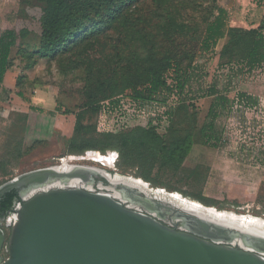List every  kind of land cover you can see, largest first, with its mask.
Masks as SVG:
<instances>
[{
  "label": "trees",
  "instance_id": "1",
  "mask_svg": "<svg viewBox=\"0 0 264 264\" xmlns=\"http://www.w3.org/2000/svg\"><path fill=\"white\" fill-rule=\"evenodd\" d=\"M44 5L40 45L30 56L53 59L69 68L83 69L85 86L81 91L82 113L73 114L74 131L69 138L71 154L87 151L119 153L117 167L123 174L133 173L154 187L170 192L179 189L166 183L165 176L178 173L194 145L198 126L196 112L182 102L165 112L168 126L160 130L162 116L146 125H132V118L150 115L167 102L164 96H176L186 87V71L201 50H215L226 40L220 53L219 68L234 70L236 65L252 72L264 65V17L258 27L226 25V11L217 0H38ZM194 12L201 13L194 19ZM27 33L24 32V35ZM17 31L0 34V100L7 72L12 67L11 52L17 42ZM109 47V50L107 48ZM63 65V64H62ZM173 72L175 79L169 82ZM127 93L133 109L122 112L116 122L125 129L107 131L88 137L84 125L87 110L100 112L105 103H116ZM19 96L24 99L22 93ZM239 102L246 106L259 104L258 98L241 92ZM204 97L214 100L206 122L200 128L201 144L219 148L222 132L218 121L230 114L236 99L219 87L218 81ZM164 104V105H163ZM31 110L46 113L34 106ZM57 112H62L61 104ZM54 117L55 112L48 113ZM164 114V115H165ZM21 141L27 132L28 112H16ZM178 123L176 122V120ZM114 123V125L116 124ZM125 124V125H124ZM0 159V171L9 174ZM191 172H195V169ZM15 195H11L9 204ZM205 205L213 203L201 200Z\"/></svg>",
  "mask_w": 264,
  "mask_h": 264
},
{
  "label": "rangeland",
  "instance_id": "2",
  "mask_svg": "<svg viewBox=\"0 0 264 264\" xmlns=\"http://www.w3.org/2000/svg\"><path fill=\"white\" fill-rule=\"evenodd\" d=\"M217 3L226 11L227 28H255L264 17V0H217ZM43 14L44 5L38 0H0V34L7 29H14L18 34L11 52L12 67L4 81L9 93H3L0 100V159L4 160L3 165L9 173L4 175L0 171V185L24 173L61 165L62 162L109 167L104 161L88 159L99 151L91 150L82 155L70 153L69 138L73 135L75 124L72 121L75 118L73 114L63 112L82 113L81 91L85 86V73L81 68L64 66L67 64L64 61L29 55L40 45ZM200 15L194 12L193 17L198 19ZM24 32L27 34L24 35ZM225 42L220 40L215 50L198 53L193 65L186 71L183 92L179 91L176 96H164L168 99L164 106L152 108L150 115L132 118L131 124L146 125L147 121H157L162 116L163 123L159 129L163 130V126L169 124L166 111L175 110L182 102L190 104L191 111L196 112L198 118L195 145L184 167L164 178L166 183L180 191L170 192L147 183L154 187L155 192L179 196L188 203L204 206L201 200L207 199L214 205L204 207L264 221V65L252 72L244 68L241 71L239 64L234 70L219 68ZM174 79L172 72L169 82L173 83ZM216 81L222 90L236 99V104L230 114L219 119L222 139L219 148H212L201 144L200 128L206 122L214 100L204 95ZM241 92L258 98L259 104L246 106L244 102H239ZM118 101L105 103L100 112H85L83 123L88 137L126 128L123 124L119 127L116 121L122 112L127 114L133 109L131 97L125 93ZM59 104L62 112L56 111ZM31 106L44 109L46 113L33 111ZM18 111L30 115L22 141L19 131L14 129L21 125L16 115ZM51 111L55 112L54 117L48 114ZM99 153L103 157H114L113 166L117 165L119 153ZM116 168L120 175L142 179L133 173L123 174ZM194 169L195 172H191Z\"/></svg>",
  "mask_w": 264,
  "mask_h": 264
},
{
  "label": "water",
  "instance_id": "3",
  "mask_svg": "<svg viewBox=\"0 0 264 264\" xmlns=\"http://www.w3.org/2000/svg\"><path fill=\"white\" fill-rule=\"evenodd\" d=\"M100 175L107 177L104 168L62 162L0 185V201L14 191L26 200L8 225L7 244L0 233V264H264V234L128 183L119 198L94 192L88 185ZM164 210L175 213L170 224Z\"/></svg>",
  "mask_w": 264,
  "mask_h": 264
},
{
  "label": "flooded vegetation",
  "instance_id": "4",
  "mask_svg": "<svg viewBox=\"0 0 264 264\" xmlns=\"http://www.w3.org/2000/svg\"><path fill=\"white\" fill-rule=\"evenodd\" d=\"M115 165H116V163H115ZM111 167H113V166H111ZM104 168H106L105 172H106V176L107 177H104L102 175L97 176L96 177V182L93 185H88L89 189H91L94 192L109 193V194H112L113 196L119 198V196H121V194H122L121 190H123V186L125 184V181L124 180H119L117 178L118 176L122 177V175L117 173L116 166H114V168H109V167H105L104 166ZM127 177H131V176H127ZM145 183H147V182H145ZM149 184H148V186L150 187L151 184L150 185ZM140 188H142V187H140ZM153 188L150 187L151 190H155ZM143 190H145V189H143ZM146 192L149 193L150 195L152 194V196H156V197L158 196V198H166V199H170V200L173 201V199L167 198V196H166L167 194H163L162 193L163 194L162 195L160 193L159 194L158 193L154 194V193H151V192H148V191H146ZM11 195H15V197L13 199V203L8 205ZM25 201H26L25 199L18 197V195H17V193L15 191L6 194L2 198V200L0 201V233H4L5 236H6L5 244H7L9 236H10V228L8 227V225L14 220V217L16 216L17 211L20 209V207L22 206V204ZM173 203L178 205V206H180V207H183V205H181L177 201H173ZM123 204L128 209H132V210H135V211H138V212L146 213V210L143 207H140L136 202L123 201ZM164 213H165V219L163 221L166 224H170L171 222H173L174 217H175V213H173L171 211H167V210H164ZM176 224L178 225V229L181 230V227H180L181 224H179L177 221H176ZM2 257L5 258V259L8 257V254L6 252V246H4V248L2 250Z\"/></svg>",
  "mask_w": 264,
  "mask_h": 264
},
{
  "label": "bare ground",
  "instance_id": "5",
  "mask_svg": "<svg viewBox=\"0 0 264 264\" xmlns=\"http://www.w3.org/2000/svg\"><path fill=\"white\" fill-rule=\"evenodd\" d=\"M88 159L93 160V161H99V162L104 161V163L109 167L113 166V163L115 161L114 157H112V156L103 157L99 152L91 154ZM63 163H64V166L68 165V164H66L67 162H63ZM117 178L119 180H124L125 183L129 182L128 184H132L136 187H138V186H139V188L142 187L143 189H145L148 192H151L154 194H157V193L159 194V192H155V191L151 190L150 187L148 186V184L145 183V181L143 179H137L134 177H123V176L122 177L118 176ZM160 194H162V193H160ZM166 196H167V198H171V199H173V201H177L178 203L183 205V207H181V208L190 210L194 213L201 214V215L206 216V217L212 216V217H219L220 219L226 218L229 221L232 220V223L239 224L244 229H250V230H254V231H257V232L264 234V221H261L260 219L253 218V217L248 218V217H244V216H236L234 214H228V213H221V212H218L217 210H215L214 208H207V207H204L198 203H188V202L182 200V198H180L179 196H173L170 194H167ZM153 197H156V196H153ZM157 198H158V196H157ZM158 199L167 200L168 202L172 203L173 205H176L170 199H166V198H158Z\"/></svg>",
  "mask_w": 264,
  "mask_h": 264
},
{
  "label": "built area",
  "instance_id": "6",
  "mask_svg": "<svg viewBox=\"0 0 264 264\" xmlns=\"http://www.w3.org/2000/svg\"><path fill=\"white\" fill-rule=\"evenodd\" d=\"M81 158V157H80ZM15 220V219H14Z\"/></svg>",
  "mask_w": 264,
  "mask_h": 264
}]
</instances>
